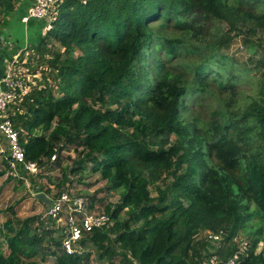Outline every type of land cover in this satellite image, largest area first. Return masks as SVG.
<instances>
[{"label": "trees", "instance_id": "1", "mask_svg": "<svg viewBox=\"0 0 264 264\" xmlns=\"http://www.w3.org/2000/svg\"><path fill=\"white\" fill-rule=\"evenodd\" d=\"M25 2L0 0V32ZM38 21L28 24L38 27L30 49L37 55L48 47L59 50L49 61L53 85L34 87L12 106L26 160L41 168L58 152L53 163L60 165L62 152L76 146L82 158L75 170L91 163L110 189L122 191L121 202L105 209L114 225L95 230L82 246H96L110 264L117 248L123 264H203L204 244L196 241L202 231L224 229L225 243L233 241L254 217L250 200L264 217V81L258 100L242 113H224L210 127L185 117L190 104L203 98L197 92L206 93L210 85L220 93L236 87L237 62L228 54L235 36L217 32L216 40L205 42L203 22H226L232 30L251 24L252 35L264 34V0H62L52 31L43 36L45 22ZM163 28L204 39L187 44L160 35ZM161 54L162 60L155 58ZM184 54L199 58L190 84L169 73L153 78L152 62L161 71L163 62ZM159 173L173 180L153 197L150 186ZM38 174L20 169L18 178L25 182ZM40 218L0 224V264H36L40 254L56 264H90V253L67 254ZM257 248L255 239L246 264H264Z\"/></svg>", "mask_w": 264, "mask_h": 264}, {"label": "rangeland", "instance_id": "2", "mask_svg": "<svg viewBox=\"0 0 264 264\" xmlns=\"http://www.w3.org/2000/svg\"><path fill=\"white\" fill-rule=\"evenodd\" d=\"M40 26H43L42 22L38 21ZM204 26L208 29L209 36L205 38V42H211L216 40L217 32L220 34L229 30L231 36H235L231 43V48L228 50V54L237 63L232 67L235 73L236 87L231 92L220 93L215 85H210L206 93H200L203 96L197 104H190V107L185 112L186 119L197 122L203 127H210L215 121H219L222 115L244 112L249 109L252 104L258 100L259 92L262 82L264 81V65H259V60L264 55V50L260 45H264V34L257 32L256 35H252L250 28H255L251 24L237 25L235 30L230 29V26L226 22H203ZM237 32H241L237 34ZM159 34L170 39L185 40L187 44L198 43L200 39L188 36L184 33L178 32L171 28H163L159 31ZM193 40V41H190ZM27 46V45H26ZM28 45L27 48L22 49V55L20 57L21 62L16 66V71L25 76L26 89L31 91L36 86L43 88L45 85H53L54 81L51 80V73L49 70L52 55L58 47H48L47 54H35L34 50ZM23 48V47H21ZM163 54L156 55V59L162 60ZM199 58L194 55H183L182 58L174 60L172 62H163L164 67L161 71L156 69V62H152V74L153 78H161L165 73H169L173 76H180L184 83L190 84L192 81V71L197 64ZM36 70V71H34ZM193 102V99L189 100ZM21 104L18 102L16 105ZM13 107L10 109V115ZM175 138L173 137V141ZM82 149L76 146L68 147L64 150L60 157V165L49 163L43 166L39 170V176L33 180L31 178L25 182H20L18 177H12L8 175L7 168H5L6 155L0 154V210L2 212L0 216V224L3 225L6 220H25L33 216H41L46 212L48 207L38 201L37 192L43 190H51L49 196H55L61 192L69 191L72 195H82L88 199V205L91 210L101 212L105 211L108 205L112 208L116 207L121 202V190L114 191L110 189V185L103 181L99 174L92 172L91 163H85V169L75 170L79 168ZM57 157L60 154L57 152ZM54 156V155H53ZM215 157V156H214ZM213 157V158H214ZM58 160V159H57ZM214 164H219V161L214 158ZM74 171V172H73ZM154 182L151 184V194L153 197H157V188L165 189L166 185L172 182L170 175L159 173V176L154 178ZM59 185H62L59 187ZM43 193V192H40ZM39 193V194H40ZM36 195V197L34 196ZM48 196V197H49ZM250 208V213L254 214L251 221L247 222L237 235L239 238H245L248 241L258 240V249L260 252H264V217L260 216L257 206L253 200L247 202ZM127 218L126 213H122L121 220ZM58 223L48 222L47 229L50 230L52 238L62 240V235L58 229ZM208 231H202L196 241H200L204 244L203 248L199 247L202 255L209 253L212 246L207 242L206 235ZM114 238V236H112ZM202 244V245H203ZM47 246V243L45 244ZM86 253H90V264H110L107 259H100V252L97 247L87 243L85 246ZM52 250H55L52 247ZM8 248L4 246L3 252L8 253ZM46 249L44 252H47ZM121 249L117 248V255L114 259L115 264H123L121 256ZM204 260V258H203ZM36 264H56L55 260L47 255L43 259V254H40L35 258Z\"/></svg>", "mask_w": 264, "mask_h": 264}, {"label": "built area", "instance_id": "3", "mask_svg": "<svg viewBox=\"0 0 264 264\" xmlns=\"http://www.w3.org/2000/svg\"><path fill=\"white\" fill-rule=\"evenodd\" d=\"M22 23L29 24L31 20L44 21L42 35L52 31L54 13L62 0H32ZM5 51L0 61V154L6 155L5 168L14 177H19L20 169L30 174H38L40 167L36 162L26 160L25 149L20 143L21 131L15 127L10 118V109L30 92L26 89V79L16 71L21 62L22 49L16 47L11 36L3 33L0 36V48ZM32 90V89H31ZM57 154L52 156L51 162L57 161ZM7 165V166H6ZM58 194V193H57ZM36 197V195H34ZM47 196V195H46ZM47 198L51 205L42 213L41 220L46 224L50 221L58 223L62 235V249L69 255H83L86 252L81 242L95 230L111 228L114 220L105 211L91 210L88 199L82 195H72L69 191L61 192L57 196ZM227 233L224 229L218 232L208 231L207 242L212 246L209 253L204 255L203 264H246L250 258V241L236 237L225 243ZM235 247L227 256V250ZM260 250L257 248V253Z\"/></svg>", "mask_w": 264, "mask_h": 264}, {"label": "crops", "instance_id": "4", "mask_svg": "<svg viewBox=\"0 0 264 264\" xmlns=\"http://www.w3.org/2000/svg\"><path fill=\"white\" fill-rule=\"evenodd\" d=\"M32 4H33V2L31 0H27V2H25L24 6L22 4L23 9L25 11V13H24L25 15L27 14V11H28L29 7L32 6ZM21 7L17 9L16 14L13 16L12 20L10 21V25L7 28H5L2 32H0V36H3L4 32L9 34L11 36L12 40L14 41V43L16 44V47L19 49H24V48H27V46L30 44L33 45L35 40H37L36 37L38 35V32H37L38 27L37 26L30 27V25L22 23V21H21L22 17H21V14L19 12ZM25 15H23V16H25ZM21 47H23V48H21ZM0 54H2V55H0V61H1L2 56L6 55V54H5V51L0 52Z\"/></svg>", "mask_w": 264, "mask_h": 264}, {"label": "water", "instance_id": "5", "mask_svg": "<svg viewBox=\"0 0 264 264\" xmlns=\"http://www.w3.org/2000/svg\"><path fill=\"white\" fill-rule=\"evenodd\" d=\"M39 201L43 202L44 204H46L47 206L51 205V201L47 198L45 193H40L37 195L36 197Z\"/></svg>", "mask_w": 264, "mask_h": 264}]
</instances>
